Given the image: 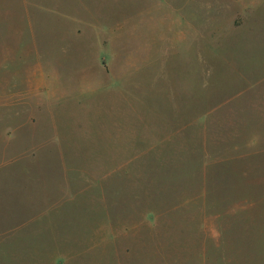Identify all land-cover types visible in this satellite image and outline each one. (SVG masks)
Masks as SVG:
<instances>
[{
    "label": "rangeland",
    "instance_id": "rangeland-1",
    "mask_svg": "<svg viewBox=\"0 0 264 264\" xmlns=\"http://www.w3.org/2000/svg\"><path fill=\"white\" fill-rule=\"evenodd\" d=\"M0 264H264V0H0Z\"/></svg>",
    "mask_w": 264,
    "mask_h": 264
}]
</instances>
